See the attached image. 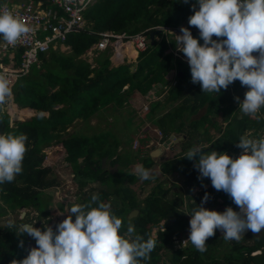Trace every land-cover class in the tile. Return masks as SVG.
<instances>
[{"label":"trees","instance_id":"obj_1","mask_svg":"<svg viewBox=\"0 0 264 264\" xmlns=\"http://www.w3.org/2000/svg\"><path fill=\"white\" fill-rule=\"evenodd\" d=\"M37 1L40 0H35ZM194 2L195 0H190L189 4H184L182 0H94L83 12L85 28L78 32H70L66 39L60 42L70 47V55L56 49L38 54L41 64L39 66L34 64L28 76L18 79L13 89V100L19 107H29L39 113L47 112L48 115L10 117L0 107V134L23 133L28 137L26 142L28 151L24 156L23 171L13 182L0 185V204H6L9 209L11 202L16 203L19 208L32 205L39 213H43L49 201L45 200L42 194L45 189L53 187L55 184L52 183L56 181L48 177L54 173V167L52 163L43 164L46 162V154L42 147L50 146L54 142L64 148L80 203L89 201L94 193L99 194L101 201L109 204H112L110 197L118 196L120 206L114 207V213L124 222L127 213L133 208H138L139 214L131 223L145 240L152 237V228L164 220L163 229H159L157 236L152 237L156 239V247L150 254L151 259L142 264H264V232L262 235L256 234L253 242L246 244L243 243L246 236L238 241H225L217 229L215 235L206 241L207 251L204 253L197 251L191 242L183 248L174 247L173 235L180 236L182 232L188 231L190 220L187 219L186 212L191 214L198 208L205 192L211 196L204 205L206 208L215 209L217 204L218 211L225 209L226 205L238 210L226 193L216 191L212 187L210 179L205 178L203 181V184L208 185L207 188L195 195H188L187 200L181 193L177 199L162 200L169 189H161L154 190L145 199L137 201L131 194H122L124 188H127L126 179L130 183L134 180V174L128 173L131 171L119 169L111 173L101 167V158L112 157L116 153L115 146L118 142L113 148L112 146L104 148L97 142L98 136L91 133L90 137L73 133L62 138L68 125L79 118H87L91 110L100 109V106L110 103L117 105L120 102L118 93L124 100L132 92L146 94L156 90L157 93L163 89L162 87L167 88L162 106L177 102L162 117L153 121L162 131L164 138L171 133L185 135L182 145L186 143L185 145L189 146L183 149L207 146L208 143L209 151L227 152L236 158L233 152H239L237 142L245 131L246 134L250 133L257 138L261 136V132L263 135L264 108L256 117L250 119L249 116L242 115L238 120L237 114L233 112L236 107L235 96L230 89H222L220 94L202 92L199 84L191 82L190 67L173 55L171 48L175 47V38L173 39L175 35L171 31L180 30L181 24L193 14L191 4ZM54 9L65 16L62 10L57 7ZM187 26L190 27L193 36L198 38L199 30L188 24ZM153 27H168L171 31L157 34L151 44L149 33ZM105 31L127 36L142 33L145 36V50L139 53L133 71H130L127 64L112 65L109 58L110 49L97 51L94 67L78 58L97 43L101 33ZM199 42L202 44L203 40L200 39ZM21 52L22 49H19L20 54ZM129 56H135L134 49L131 48ZM15 59L18 66L21 59L19 54ZM3 67L4 65L0 64V68ZM37 67L43 71L36 77ZM170 70L175 71V77L167 76ZM157 84L161 85V88L157 87ZM124 86H127L126 90H123ZM232 87L237 95H242L244 89L248 90L247 87H241L237 81ZM80 91H87V94L91 95L89 104L85 101L86 95H80ZM58 105L61 107L56 108ZM158 105L159 101H151L150 112L154 113ZM11 119L13 125L9 123ZM226 120L228 121L226 127H223V121ZM231 121L234 124L236 122L240 129L237 131L229 129ZM215 133L218 136L212 138ZM112 152L114 154H111ZM78 158H81V161H78ZM117 160L119 158L112 161ZM120 162H124L122 157ZM152 163L149 156L143 160L145 168L149 169ZM193 163L187 157L171 160L164 163L163 172L174 173L172 171L180 169L179 172L187 178L185 185L189 184L191 187L203 185L197 178L198 172L194 169ZM217 199H222V202H217ZM184 202L186 204L188 202L186 209L182 208ZM126 223L124 222V226ZM34 226L36 227L37 223ZM37 227L43 228V224ZM123 231H126V228L121 230ZM250 233L248 235H251ZM7 235L0 234V264H11L14 255H17L15 260H21L28 254L24 237L21 238L24 240V248L19 247L18 250V246L14 248L9 238H6ZM256 251L259 253L254 254Z\"/></svg>","mask_w":264,"mask_h":264},{"label":"clouds","instance_id":"obj_2","mask_svg":"<svg viewBox=\"0 0 264 264\" xmlns=\"http://www.w3.org/2000/svg\"><path fill=\"white\" fill-rule=\"evenodd\" d=\"M27 1H0V37H2L0 44L6 42L7 45L15 46L24 35L30 32V28L17 15L7 8L2 9L1 6L5 3L9 6H17L19 3ZM32 1L35 5L41 2V9L43 10L54 9L55 7L50 0ZM182 2L189 4L190 0H182ZM191 8L193 14L188 18V25L199 30L198 38L193 36L190 27L183 25L180 26V30L173 29L171 31L168 27H153L152 29H160L161 32L171 31L175 35L173 37V39L175 38V47H172L171 51L175 57L190 67L191 82L199 84L202 92L220 94L222 89L227 90L229 85L239 80L241 86L247 87L248 90L242 101L239 96H235L234 100L238 102L242 115L256 117L264 108V0H195L191 4ZM39 27L38 33L41 36L44 37L50 33L45 32L41 24ZM84 28L85 26L82 29ZM200 39L203 40L202 44L199 42ZM60 42L62 41H55L49 49L62 46ZM125 45L117 47V51L112 46L92 51L97 52L106 49H110L111 52L114 51V58L111 53L109 58L111 63L118 65L125 64L123 63L124 59V62H136L141 51H136L128 44L135 51V56H129V54L122 52ZM19 49L2 51L0 48V64H3L4 67H16L15 58L18 54L21 58L22 54V52L19 53ZM49 49L40 53H47ZM176 53L184 55L187 62L177 56ZM21 61L22 59H20L19 65ZM129 62L126 64H130ZM34 64L39 66L41 64L40 58L29 67L27 72L13 80H10L5 74H0V107L8 104L11 99L13 104L17 105L13 100L14 86L18 79L31 73ZM37 68L36 77L41 73L40 67ZM126 87L124 86L123 90H126ZM59 107L61 105L56 106V108ZM20 108L31 109L29 107ZM31 111L36 112L33 109ZM5 112L10 116L7 111ZM36 113L48 115L47 112ZM10 117H14V115ZM9 123L13 125V122L9 121ZM160 132L164 137L161 130ZM142 135V137L135 138L131 145L134 148V155L129 154L131 156L130 162H127L125 155L121 156L124 162H120V160L113 162L114 157H110L109 161L108 157H105L104 163L106 165L102 166L103 161H101L103 169L110 171L114 168V172L111 173H115L119 169L131 171L129 166L138 160L139 164L136 165L134 172L128 173L138 176L144 180L143 183L132 185L133 182L130 183L126 179V187L129 188L132 185L134 196H139L141 191L144 192L146 185L151 186L148 184L155 179L151 170L144 167L143 160L149 156L154 162L153 156L159 154L162 144L164 145L163 142L171 135L176 138L181 137V140H177L180 141L179 143L186 138L185 135L180 136L171 133L167 138L161 137L160 140H157L160 146L148 149L153 141L147 139L143 133ZM27 140V135L23 133L0 134V185L13 182L16 176L22 173L24 156L28 151ZM171 144H168L166 148H169ZM185 146H189V144ZM207 146L209 145L207 144ZM207 146H197L186 151L181 148L176 155L166 161L187 157L188 160L194 162L193 167L198 172V180L203 184L205 178L210 179L212 187L216 191L226 193L239 209L237 211L232 207H227L221 212L206 208L204 205L211 196L205 192L198 208L194 209L191 214L186 212V217L190 220L187 227L188 230L190 227V233L188 234L187 231L182 232L180 236L173 235V242L175 239H179L178 248L186 247L184 246L185 243L191 242L194 248L201 253L207 251L206 241L215 235L217 229L222 232L225 241H238L243 237L245 231L250 230L254 234H259L264 229V135L258 138L250 133L241 135L237 142V147L240 150L236 153L240 155L236 158L227 152L209 151ZM116 148L117 145L115 152ZM202 149H205V152H202ZM197 154H199L198 158H196ZM115 158L118 159L119 156ZM166 162H162V165ZM179 171L180 169H176L172 171L175 174H171H174L175 177L177 173H180ZM182 176L185 178L184 175ZM160 184L162 185V182L150 187L152 191L140 200L148 197L154 190L160 191L157 190ZM137 185L140 187H136ZM204 185L208 186L206 183L197 185L198 188L193 189L194 195L207 188L203 187ZM163 189L165 188L162 186ZM110 199L112 202L114 201V198L110 197ZM115 206H120V204L105 203L100 200L99 194L94 193L89 201L73 204L67 212V217L56 225L55 230L45 221L43 228L35 227L37 222L27 220L30 211L26 210H21V219L17 222L2 220L3 224L0 226L15 227L18 237L27 235L29 236L28 240L32 238L36 242V246L32 247L23 259H14L11 264H142V262L150 261V254L156 247V239L149 237L145 240L142 235L136 232L135 226L131 223V220L139 214V209L130 210V213L135 209L138 212L134 216L126 215L124 222L127 223L124 226L122 218L114 213ZM22 212H24L23 216H21ZM73 216L75 217L74 220ZM130 218L131 220H129ZM21 221L23 222L21 223ZM39 225L37 223V226ZM159 225L158 227H161L159 229L162 230L164 220L163 224ZM123 228H126V231L121 232ZM18 247L24 248L23 239L19 240Z\"/></svg>","mask_w":264,"mask_h":264},{"label":"rangeland","instance_id":"obj_3","mask_svg":"<svg viewBox=\"0 0 264 264\" xmlns=\"http://www.w3.org/2000/svg\"><path fill=\"white\" fill-rule=\"evenodd\" d=\"M188 20L183 22L181 25L187 26ZM56 50H59L65 55L71 54V49L67 45H62L56 48ZM98 53L96 51H92L91 48H89L85 53L80 55L78 58H81L85 60L86 62H89L91 64V67L95 66V58ZM111 56L114 58V51L111 52ZM123 63L126 64V61ZM129 68L130 71H133L135 68V61L129 62ZM114 66L118 65L117 63H112ZM134 64V65H133ZM40 71H43L42 68ZM175 71L170 70L167 73V76L173 78L175 77ZM42 73V72H41ZM174 73V74H173ZM240 83V81H238ZM157 87L161 88V85H156ZM163 89L160 92H157L155 94L147 93L146 98L139 97L133 101V99L130 101V103H126V108H129V112L126 111V109L122 108L121 103L118 102L117 105L115 103H110L106 106H100V109L97 110H91V112L88 113L87 118H79L74 121L73 124L68 125L66 128V133L62 134V138L69 137L71 134L75 133L76 135H86V136H92L96 135L98 136V141L100 145H102L104 148H113L117 143L116 153L112 152L111 154H114L112 158L119 156V160L121 156L125 155V159L127 162H130L131 156L129 154H133L134 148L131 147L132 143L134 142L135 138L142 137V133L147 136V139L153 141V144L148 147V149H153L155 146H160L159 143H157V140L161 137V132L157 125L154 123L153 120H156L160 117H162L167 110L176 104L177 101H175L173 104L169 106H162L164 105V100L167 95V88L162 87ZM55 89H51L53 91ZM246 91L244 90L243 93ZM80 95H86L85 101L87 104L90 103L91 95L87 94V91H80ZM241 99H244V95L241 96ZM133 101V102H132ZM154 101L160 102V105L156 107L154 110V113H148L150 110V102ZM12 103L11 101L8 103ZM8 104L4 105L7 106ZM77 106V105H76ZM8 110L11 109V107H6ZM235 108V107H234ZM3 109V108H2ZM5 110V109H4ZM203 111V109H201ZM200 110V111H201ZM201 111V112H202ZM237 111V110H236ZM233 109V112H236ZM8 112V111H7ZM239 114L237 115L238 120H240L242 113L237 111ZM11 114V112H8ZM34 115H40V116H47L46 114H37L34 111H28L24 110L21 113H18V117L20 118H27ZM12 116V115H11ZM250 118V117H249ZM251 119V118H250ZM13 124V123H12ZM222 126H225L222 124ZM242 127V126H241ZM229 129H232L235 131L240 129V126L238 124H234L233 121L229 123L228 126ZM227 128V129H228ZM63 132V131H62ZM61 132V133H62ZM92 135H89V134ZM246 134V131L244 132V135ZM264 135V133H263ZM183 136V135H180ZM218 136L217 133L213 134L211 137L216 138ZM164 139V137H163ZM173 141V140H172ZM180 141L173 142L169 148L164 147L162 144L159 154L154 155V164L151 167V172L154 174L155 179L150 182L151 186L145 187L144 192H139V199L144 198L145 195L149 192L147 190L150 189L154 184L156 185L158 182H162V185L160 184L157 187V190H161L162 186L165 189H169L168 193L162 198V200H171L175 197H179L180 193L182 194L183 198H186L188 195H194V191H188L187 186L185 185V178L179 173H177L174 177V174L171 173H163L161 164L165 161L166 158H171L174 155H176L181 148L183 149L186 143ZM165 143V141L163 142ZM208 144V143H207ZM116 147V146H115ZM155 147V148H156ZM43 151L46 154L45 160L43 164H51L54 169V173L49 174V178H53L56 182L52 183L55 184L53 187L47 188L44 190L42 197L45 198V200L48 199V203L46 207L44 208L43 213H38V210L34 206H28L25 208H18L17 204L14 202H11L9 204L10 210L6 204H0V221L2 220H8V221H18L20 220V212L21 210L30 211L28 221L37 222L38 224H44V221L53 227L55 230L56 225L62 221L64 218L68 215L69 208L76 203H80L79 199L80 196L78 194V191L76 190V185L72 181V173H71V167L66 161V153L64 151V148L61 145L55 146L54 142L50 144V146L42 147ZM188 149V148H187ZM185 149V150H187ZM53 150V152L51 151ZM240 150V149H239ZM52 152V153H51ZM233 154L238 157L240 154H236V152H233ZM95 159H98L96 156H94ZM105 157L101 158V161H103ZM178 158V157H177ZM78 161L81 160V158L77 159ZM139 164L138 160H135L132 165H130L131 171L134 172L136 165ZM69 171V172H68ZM134 180L132 185L137 183H143L144 180H141L138 176L134 175ZM132 185L129 188H124L122 191V194H131L134 196ZM136 187H140V185H137ZM197 190V189H196ZM195 190V191H196ZM126 196V195H125ZM112 198H117L116 196H112ZM185 200V199H184ZM185 200V201H186ZM1 202V201H0ZM217 202H222V199H217ZM119 203V199L117 198L116 205ZM186 204L182 206L184 208ZM180 207V206H179ZM227 207H230V205H226L225 209ZM225 209H222L224 211ZM215 210L218 211V206L215 204ZM239 210V209H238ZM237 210V211H238ZM3 214V215H2ZM38 215V217H37ZM75 217L73 216V220ZM24 221V219H22ZM131 220V218L129 219ZM21 221V223L23 222ZM20 222V221H19ZM18 225V223H15ZM160 225L163 224V220L159 223ZM2 225V224H0ZM159 225V226H160ZM37 227V226H36ZM160 227L154 226L151 230V236L156 237L157 231ZM16 228L15 227H3L0 226V234L7 235L6 238H9L11 241L12 246L15 248L19 244V240L24 237L26 238L27 235H24L22 237H18L16 234ZM218 232L222 235V232L218 229ZM264 232V229L261 230V233L259 235H262ZM190 233V227L188 230V234ZM251 235H246V239L243 241V243L251 244L253 242V237L256 236L254 233H250ZM12 235V236H11ZM5 238V239H6ZM5 240L4 238H2ZM178 238L174 240V245L176 248H178ZM26 244V243H25ZM188 243L186 242L184 246H187ZM13 248V250H14ZM20 249L19 247L17 248ZM12 250V251H13ZM258 254L259 251L254 252V254ZM13 260L17 258V255L13 256ZM10 258L11 255H10Z\"/></svg>","mask_w":264,"mask_h":264},{"label":"built area","instance_id":"obj_4","mask_svg":"<svg viewBox=\"0 0 264 264\" xmlns=\"http://www.w3.org/2000/svg\"><path fill=\"white\" fill-rule=\"evenodd\" d=\"M50 1L52 5L62 10L65 16L59 14L53 8L43 10L41 9V2L35 5L32 0L19 3L17 6H9L6 3L1 6L2 9L7 8L12 11L30 28V32L24 35L15 46L7 45L6 42L0 44L2 51L14 48L22 49L20 65L14 68L4 67L2 70L0 69V74H5L10 80L27 72L29 67L37 61L38 54L47 51L55 41H64L68 32L81 30L85 26L83 11L94 0ZM39 24L43 26L42 29L45 32L48 31L50 33L44 37L41 36L38 33ZM123 44H129L136 51H142L146 47L145 36L142 34L126 36L113 32H103L101 33V38L91 47V50H102L112 46L117 51V47L119 48ZM176 55L187 62L184 55L179 53H176Z\"/></svg>","mask_w":264,"mask_h":264},{"label":"crops","instance_id":"obj_5","mask_svg":"<svg viewBox=\"0 0 264 264\" xmlns=\"http://www.w3.org/2000/svg\"><path fill=\"white\" fill-rule=\"evenodd\" d=\"M0 1H2V2H5L6 0H0ZM1 40H2V37H0V42H1ZM130 51H131V47L128 45V44H126L125 45V48H123V51L122 52H124V53H127V54H130ZM174 74V73H173ZM169 77V76H168ZM239 80H237V82H238ZM240 85H241V83H240ZM242 87V86H241ZM227 89H230V91H231V93L233 94V96H239L240 97V100L242 101V99H241V96H243V95H245V93H243L242 95H237V94H235V90L233 89V87H232V84L231 85H229V87L227 88ZM245 91H247L246 89H244ZM147 94V93H146ZM146 94H141L140 92H138V91H136V92H132L129 96H127L124 100H122L121 99V95H119V93H118V99L120 100V103H121V106H122V108H124V109H126V111L127 112H129V108L127 109L126 108V103H130V101L133 99V101L135 100V99H137V98H139V97H144V98H146ZM151 94H153L152 92H150V95ZM125 97V96H124ZM132 101V102H133ZM234 105L236 106L235 107V111L237 110V111H239L240 112V109H239V104H238V102L237 101H234ZM6 107H11V109L10 110H8ZM2 108H3V110L5 109V111H8V112H11V114H10V116L11 115H14V116H16L17 117V115H18V113H21L22 111H24V110H28V111H31V109H28V108H20V107H18L17 105H14L13 104V102L12 103H10V104H8L7 106H2ZM21 109V110H20ZM234 112V113H236L237 115L239 114L238 112ZM238 118V117H237ZM10 122H13L12 120H10ZM227 120L226 121H223V124L225 125V126H223V127H226V124H227ZM261 135H262V132H261ZM52 151V150H51ZM53 152V151H52ZM51 152V153H52ZM109 160V159H108ZM168 160H170V158H166L165 159V161L164 162H166V161H168ZM110 161V160H109ZM68 164H69V166H70V163L69 162H67ZM153 164H154V162L152 163V165H151V167L153 166ZM127 166V165H126ZM71 167V166H70ZM151 167L149 168V170H151ZM161 167H162V170H163V165L161 164ZM69 172V171H68ZM163 172V171H162ZM185 179H187V178H185ZM187 186V190L188 191H191V190H193V189H195V188H198V186H193V187H191L189 184L188 185H186ZM203 187H207L206 185H204ZM146 191V190H145ZM147 191H149V192H151L152 190L151 189H149V190H147ZM148 192V193H149ZM147 193V194H148ZM161 194V193H160ZM135 198H136V200L137 201H139L140 199H139V196H135ZM176 199L178 198V197H175ZM112 203H114V204H116V202H112ZM184 204H186V202H184L183 203V205ZM186 205H188V202H187V204ZM129 214H130V211L127 213V216H129ZM3 215V214H2ZM1 216V215H0ZM0 218H2V217H0Z\"/></svg>","mask_w":264,"mask_h":264},{"label":"water","instance_id":"obj_6","mask_svg":"<svg viewBox=\"0 0 264 264\" xmlns=\"http://www.w3.org/2000/svg\"><path fill=\"white\" fill-rule=\"evenodd\" d=\"M160 32H161L160 29H155V30H153L152 32H150L149 38H150L151 44H153V42H154L155 35L158 34V33H160ZM172 140H173V141H172ZM177 140H181V137L176 138L174 135H171V136L165 141L164 146L167 147L168 144H171V143H173V142H176ZM201 151H202V152H205V149H202ZM198 156H199V154H197V157H196V158H198ZM104 161H105V158L103 159L102 166H105V165H106V164L104 163ZM110 172H114V168H113V169H110ZM137 212H138V210H136V209L133 210V211L129 214V217H130V216H134V215H136ZM23 215H24V212L21 213V216H23ZM0 224H3V221H1ZM250 232H251L250 230H249V231H245V232L243 233V237H245V236H246L248 233H250ZM243 237H242V238H243ZM28 238H29V236L26 237L27 242H26L25 246L28 248V251H29L32 247H35V246H36V242H34L33 240H30V239L28 240ZM242 238H241V239H242Z\"/></svg>","mask_w":264,"mask_h":264},{"label":"bare ground","instance_id":"obj_7","mask_svg":"<svg viewBox=\"0 0 264 264\" xmlns=\"http://www.w3.org/2000/svg\"><path fill=\"white\" fill-rule=\"evenodd\" d=\"M239 211V210H238Z\"/></svg>","mask_w":264,"mask_h":264},{"label":"flooded vegetation","instance_id":"obj_8","mask_svg":"<svg viewBox=\"0 0 264 264\" xmlns=\"http://www.w3.org/2000/svg\"><path fill=\"white\" fill-rule=\"evenodd\" d=\"M17 222V221H16Z\"/></svg>","mask_w":264,"mask_h":264}]
</instances>
